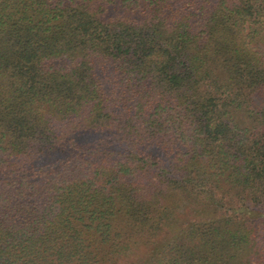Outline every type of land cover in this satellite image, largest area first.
I'll return each instance as SVG.
<instances>
[{
    "label": "trees",
    "instance_id": "trees-1",
    "mask_svg": "<svg viewBox=\"0 0 264 264\" xmlns=\"http://www.w3.org/2000/svg\"><path fill=\"white\" fill-rule=\"evenodd\" d=\"M0 264H264V0H0Z\"/></svg>",
    "mask_w": 264,
    "mask_h": 264
}]
</instances>
